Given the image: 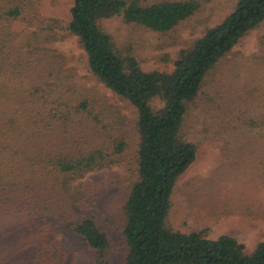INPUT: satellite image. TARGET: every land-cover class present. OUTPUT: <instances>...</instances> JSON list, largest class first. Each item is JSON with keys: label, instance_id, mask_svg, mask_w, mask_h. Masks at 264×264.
Instances as JSON below:
<instances>
[{"label": "trees", "instance_id": "obj_1", "mask_svg": "<svg viewBox=\"0 0 264 264\" xmlns=\"http://www.w3.org/2000/svg\"><path fill=\"white\" fill-rule=\"evenodd\" d=\"M40 1L0 0V86L2 75L30 63L36 51H48L43 44L65 29L79 38L89 71L135 108V178L123 207L125 264H264V241L247 251L229 234L211 238L208 229L187 233L169 221L178 180L198 152L185 132L191 105L239 40L264 22V0H238L220 23L180 50L172 71L144 70L130 45L123 48L101 21L122 16L127 23L166 34L194 15L202 0H74L68 23L40 21L22 50L13 23ZM3 96L0 89V219L8 221L0 220V232L15 241L7 257L16 264H62L55 224L75 218V198L64 182L124 160L130 147L128 117L115 106L86 98L49 108V101L39 102L34 93L28 101L20 100L23 106H12ZM250 123L264 128V112ZM258 146L260 172L250 177L259 178L262 186L264 141ZM72 226L95 250V264H112V242L94 213Z\"/></svg>", "mask_w": 264, "mask_h": 264}, {"label": "rangeland", "instance_id": "obj_2", "mask_svg": "<svg viewBox=\"0 0 264 264\" xmlns=\"http://www.w3.org/2000/svg\"><path fill=\"white\" fill-rule=\"evenodd\" d=\"M237 1L202 0L194 15L166 34L127 23L122 16L103 19L101 25L123 48L130 45L144 70L172 71L180 50L220 23ZM73 3L41 0L13 23L17 45L26 50L27 39L44 19L58 18L68 23ZM43 45L49 50L36 51L30 63L2 75L0 89L6 103L23 106L20 100L28 101L29 93L36 94L39 102L47 99L49 108L60 107V103L77 105L86 98L96 105L115 106L128 117L130 147L124 160L90 171L71 183L64 182L69 196L75 198L71 207L75 218L55 224L62 264H95V250L72 226L88 213L98 217L109 235L111 263L125 264L128 247L123 234V207L135 178L136 110L89 71L87 54L76 35L61 29L58 39ZM217 68L215 77H209L213 81L204 86L186 117V135L197 143L198 152L178 180L169 221L175 229L187 233L208 229L211 238L229 234L252 251L264 241V185H258L259 178L257 182L250 177L260 172L256 165L259 155L254 149L264 141V128L250 125L251 119L264 112V22L242 37ZM78 128L80 132L82 128ZM7 221V217L1 220ZM14 242L0 232V264L5 260L16 264L8 258Z\"/></svg>", "mask_w": 264, "mask_h": 264}]
</instances>
